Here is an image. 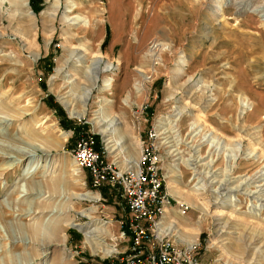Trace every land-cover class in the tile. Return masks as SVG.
Masks as SVG:
<instances>
[{
	"label": "rangeland",
	"instance_id": "374dc122",
	"mask_svg": "<svg viewBox=\"0 0 264 264\" xmlns=\"http://www.w3.org/2000/svg\"><path fill=\"white\" fill-rule=\"evenodd\" d=\"M209 4L27 0L28 21L26 9L0 0V264H101L126 249L122 197L93 188L70 156L89 133L119 171L150 145L169 199L163 226L203 264H264V180L254 179L264 166V23L233 8L214 18ZM71 53L112 68L83 118L68 115L58 99H70V88L53 76L65 61L63 74L84 83ZM109 78L112 87L100 91ZM241 102L251 104L245 114ZM102 113L117 120L118 134L103 136ZM62 218L98 230L88 242Z\"/></svg>",
	"mask_w": 264,
	"mask_h": 264
},
{
	"label": "built area",
	"instance_id": "2783aa9c",
	"mask_svg": "<svg viewBox=\"0 0 264 264\" xmlns=\"http://www.w3.org/2000/svg\"><path fill=\"white\" fill-rule=\"evenodd\" d=\"M149 146L142 149L135 167L119 171L105 160L102 148L97 149L93 134L79 135L74 144L70 156L76 168L88 173L93 188L115 189L129 215L120 232L128 246L102 258L101 264H203L195 246L182 243L163 226L169 199L163 190L159 159ZM185 212L186 207L181 206L178 213Z\"/></svg>",
	"mask_w": 264,
	"mask_h": 264
},
{
	"label": "bare ground",
	"instance_id": "6f19581e",
	"mask_svg": "<svg viewBox=\"0 0 264 264\" xmlns=\"http://www.w3.org/2000/svg\"><path fill=\"white\" fill-rule=\"evenodd\" d=\"M7 1L11 4V6L17 7L16 11L26 9L23 11L24 13L22 12L20 14L21 15L24 14V17L27 18L28 21L34 20V16H33L32 12L27 8V6H28L27 0H7ZM58 3H59V0H54L53 8L54 7L56 8ZM71 7H74V5L67 6V9H68L67 12L70 11L69 9H71ZM229 8H233L235 10V12H237L239 14L249 13V14H252L254 16H257V18L260 20V22L264 23V0L258 4L253 3V0H210L208 10H209L210 14L212 15V17L216 18V17H219V16L221 17V16L225 15V11ZM43 16H44V19L47 20L48 23H51L55 17V12L53 10L49 14L45 12L43 14ZM65 19H67V17ZM68 20L77 21V23H78L79 21H81V18H80V16L79 17L76 16L74 19L70 18ZM85 23H88V22H85ZM32 27H33V25H32ZM24 31L26 32V30H24ZM70 58H71V60L70 61L67 60L68 62L78 63V65H75V64L74 65L81 67L80 68L82 71V77L81 78H83L82 82H84V83H82V85H78V83H75L74 79L72 78V77H75V74L74 75L63 74V73H65V71H67L65 69H67L68 66H66V68H65V61H62L61 65H59L55 69L53 76H54V78H56L58 75L62 76V79L64 80V83H65V86L70 88L69 96L71 98L67 99V97H60L58 100L61 103V105L65 108V110L67 111L69 116L75 117V118H83L87 113V109L85 106H86L89 98L93 94L94 89L97 88V84H98L97 82H98V78H99L100 74L107 73L112 68L109 64H105L103 67H99V65H98V68H97L96 64H99V63H95L93 61H91L89 63V61L84 60L85 57H79L78 55H74L72 53L69 55L68 59H70ZM95 70H97V71L95 72ZM183 73H185V71H183ZM77 80H79V78ZM112 85H113V79H111V78L104 79L102 86H100L98 89L100 91H102L105 88L112 87ZM69 96H68V98H69ZM75 99L77 101L81 102V107L83 108V109L81 108L82 109L81 112H76V111L70 109V107L74 103L73 101ZM250 105L247 102L246 103L241 102L240 114H245V112L248 111V108H251ZM106 118H107V115L105 113H102V118L100 120H98V124L101 128L100 132L103 134V136H106V137L109 135L111 136L112 134H114V135L118 134L119 133V127H117V124H119V123L116 122L117 120H115V122H114V121L106 120ZM122 142H124V141L119 142V144ZM123 150H124V148H123ZM72 162H73V165H75L74 161H72ZM130 163L133 165L130 167H135L137 165V162H134L132 160H130ZM256 174H257V176L254 175V177H255L254 179L259 180V182L263 181L264 180L263 179L264 166L261 168V170L256 172ZM55 185L56 184L53 185L54 188H55ZM76 196L78 198L79 195H76ZM86 199L92 200V199H94V197H92L91 194L90 195L89 194H82L81 198H79V200H86ZM62 219L65 220L64 222H62V223H65L64 225L77 228L82 233L85 240H87L88 242L92 241L91 239L93 238V234L96 232V230H98V228H90L87 226L84 227V225H81V224H77V223H73V222H67L66 218H62ZM171 222H173V221H171ZM166 230L168 231L167 228H166ZM176 231H181V229H177ZM168 232L173 233L172 230H169ZM35 233H36V230H34V234ZM63 240H65V235H64L62 241ZM189 246H192V245H189ZM237 249H238V251L243 250V252H244L246 247H245V245L244 246L239 245V246H237Z\"/></svg>",
	"mask_w": 264,
	"mask_h": 264
},
{
	"label": "trees",
	"instance_id": "16d2710c",
	"mask_svg": "<svg viewBox=\"0 0 264 264\" xmlns=\"http://www.w3.org/2000/svg\"><path fill=\"white\" fill-rule=\"evenodd\" d=\"M31 1V3H39V1H41V0H30ZM36 10V9H35ZM57 113L59 114V115H61V117L63 118V120L64 121H66L65 119V116H64V114H63V112L61 111V109H59V110H57ZM61 126L64 128V129H67V128H69L67 125H65V124H61ZM95 138H96V141H97V149H98V147H99V145H98V137L97 136H95Z\"/></svg>",
	"mask_w": 264,
	"mask_h": 264
}]
</instances>
